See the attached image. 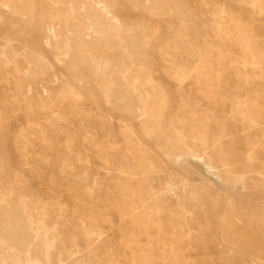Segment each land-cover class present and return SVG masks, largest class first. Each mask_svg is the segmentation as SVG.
Wrapping results in <instances>:
<instances>
[{
  "label": "rangeland",
  "instance_id": "1",
  "mask_svg": "<svg viewBox=\"0 0 264 264\" xmlns=\"http://www.w3.org/2000/svg\"><path fill=\"white\" fill-rule=\"evenodd\" d=\"M263 175L264 0H0V206L51 245L23 264H264Z\"/></svg>",
  "mask_w": 264,
  "mask_h": 264
},
{
  "label": "bare ground",
  "instance_id": "2",
  "mask_svg": "<svg viewBox=\"0 0 264 264\" xmlns=\"http://www.w3.org/2000/svg\"><path fill=\"white\" fill-rule=\"evenodd\" d=\"M27 6V5H26ZM20 7V6H19ZM28 7V6H27ZM13 8V7H12ZM21 8H23L21 6ZM20 8V9H21ZM139 8V7H138ZM30 9V8H29ZM31 10V9H30ZM153 10V9H152ZM156 10V9H155ZM86 11V10H85ZM101 12V11H100ZM83 13V12H82ZM170 13V12H169ZM103 14V13H102ZM79 15V14H78ZM173 15V14H172ZM95 16V15H94ZM91 26L94 28L93 31L99 32L106 29V21L99 16L90 18ZM105 21V23L103 22ZM111 27V26H110ZM115 28V27H114ZM79 30V29H78ZM118 31V29H117ZM193 32V31H192ZM107 33V32H106ZM195 33V32H194ZM94 35V34H93ZM201 35V34H200ZM94 41V40H93ZM133 44V43H132ZM79 45V44H78ZM80 47V46H79ZM133 47V46H132ZM188 47V46H187ZM16 56L19 54L17 51L14 53ZM36 54V53H35ZM5 56H10V54L5 53ZM14 55V56H15ZM24 56V55H22ZM39 56V55H37ZM65 57V56H64ZM11 59V58H10ZM68 61V60H67ZM30 69V68H29ZM171 78V77H170ZM135 88V87H134ZM198 89V88H197ZM200 89V88H199ZM203 89V88H202ZM123 90V89H121ZM125 91V89H124ZM122 92V91H121ZM113 93V92H112ZM154 93V92H153ZM150 94V93H149ZM117 96L114 107L122 110H131L135 107L131 98L127 99V95L123 93H115L112 94ZM165 96V95H164ZM126 98V104L124 105L121 100ZM146 108V107H145ZM193 111V110H192ZM120 112V111H119ZM137 113V112H136ZM195 114V113H194ZM135 115V114H134ZM151 115V114H150ZM263 115V114H262ZM137 116V115H136ZM161 117V116H159ZM262 128V127H261ZM107 134V133H106ZM131 134V133H130ZM180 134V133H179ZM237 137V136H236ZM237 140V139H236ZM240 141V140H239ZM186 144V143H185ZM184 144V145H185ZM190 146V145H189ZM166 149V148H165ZM204 152V151H203ZM198 153V151H197ZM237 156V155H236ZM176 157V156H175ZM179 160L187 159L189 162L195 163L197 167L201 170L203 174H207L208 176H212L208 169L209 167L205 164V162L201 158L193 157L189 154L177 155ZM233 159V158H232ZM240 169V168H239ZM237 170V169H236ZM74 173V172H73ZM87 174V173H86ZM236 174V173H235ZM239 174V173H238ZM91 175V174H90ZM264 176V175H263ZM212 179V178H211ZM218 179V178H217ZM257 179V178H256ZM210 180V179H209ZM213 181V180H212ZM258 181V180H257ZM221 183V182H220ZM252 184V183H251ZM116 185V184H115ZM224 185V184H223ZM225 187V186H224ZM226 190V189H225ZM254 190V189H253ZM12 200V199H11ZM10 206V205H9ZM5 206H0V235L4 237L2 240L3 244L10 248L13 252V260L12 264H23L24 262L31 261L33 256L47 257L49 252V247L51 245L46 244L43 241L42 233L37 230H32L29 227V222L23 219L22 213L19 214L18 210L12 206V208L6 209ZM9 212V216L6 220H3L4 212ZM149 212V211H148ZM150 213V212H149ZM147 214V213H146ZM49 221V220H48ZM51 222V221H50ZM49 224V222H48ZM50 225V224H49ZM166 226V225H165ZM155 228V227H154ZM41 229V228H40ZM156 229V228H155ZM43 230V229H42ZM133 231V230H132ZM47 233V232H46ZM168 233V232H167ZM264 233V232H263ZM131 234V233H130ZM44 237V236H43ZM49 237V236H48ZM96 239V238H94ZM98 239V238H97ZM214 239V238H213ZM152 240V239H151ZM64 241V240H63ZM133 241V240H132ZM138 241V240H137ZM236 241V239H235ZM48 243V241H47ZM246 244V243H245ZM254 244V243H253ZM246 246V245H245ZM243 247V246H242ZM243 249V248H242ZM245 249V248H244ZM250 250V249H249ZM248 251V250H247ZM259 251V250H258ZM244 252V251H243ZM249 252V251H248ZM8 254V253H6ZM53 254V253H52ZM5 256V254H3ZM58 255V254H57ZM51 256V255H50ZM7 257V255H6ZM53 258V256H51ZM50 257V258H51ZM4 258V257H3ZM8 258V257H7ZM12 258V256H11ZM54 259V258H53ZM52 259V260H53ZM6 259H0V264H8ZM61 263V262H60ZM47 264H56L53 261H48Z\"/></svg>",
  "mask_w": 264,
  "mask_h": 264
}]
</instances>
